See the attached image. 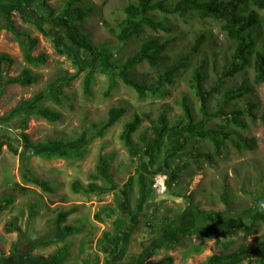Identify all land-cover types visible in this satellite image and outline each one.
<instances>
[{
    "label": "rangeland",
    "instance_id": "374dc122",
    "mask_svg": "<svg viewBox=\"0 0 264 264\" xmlns=\"http://www.w3.org/2000/svg\"><path fill=\"white\" fill-rule=\"evenodd\" d=\"M43 0H0V7L6 12H12L13 24L21 31L38 39V45L33 51L34 56L45 55L46 62L35 66L28 64L24 58L17 39L9 31L0 33V54L5 53L13 59V65L9 75L14 77L23 69H29L37 76V82L29 87L9 85L4 88L0 96V117L8 114L23 100L32 99L37 93L43 91L48 83L64 74L76 72L72 60L60 56L55 52L52 39L46 38L38 32L32 21L25 20L21 13L27 14L37 23H45L41 18ZM67 0H48V4L56 11L61 10ZM138 0H84L83 6L87 11V17L80 27L83 36L94 45L107 47L114 53V58L132 55L139 48L140 41L133 39L126 45L120 44L116 37L111 35L104 27V22L113 26L124 17L123 9L130 2ZM264 17V12H260ZM155 19H163L171 29L170 33L159 32L157 36H167L173 39L166 52L167 63L186 54L193 52L195 39L201 32H206L209 42L191 56L190 69L187 73L175 77L172 85H164V96H148L140 98L131 88L116 78V86L108 97L104 93L108 86V78L102 72L107 68L106 60H98L92 56L81 53V60L88 64L89 71L98 68L92 86V93L86 96L83 91V79L86 72L65 89L62 104L57 105L52 101H40L35 106L43 104L60 113L57 122H49L45 119L30 116L25 130L20 128V120L14 119L10 123L0 124V141L7 142L0 154V198L4 194H13L15 201L8 210L0 214V261L3 263L16 262L19 256L33 260L38 257L47 258L53 255L65 245L70 246V255L64 264H103L106 255L98 247L97 241L104 232L113 231V221L120 212L116 209V215H112L110 209L115 208L119 197L124 199L126 194L125 184L132 180L131 206L140 197L136 211L130 215L128 226L119 242V251L113 260V264H143L149 252H153V260H159L165 256H173L174 264H201L215 253H230L235 250L242 240L244 233L240 231L236 235H227L224 228L242 229L246 222L256 215L253 200L264 192V125L260 120L253 121L245 116L243 121L246 127H236L228 124L224 119H213L206 126L207 129L224 128L231 132L230 138L222 149V155L215 154V148L210 140L199 138L190 142L185 152L183 161H175L180 167L181 173L178 181L172 189L164 194H156L152 188L154 178L164 174V169L173 165L169 161L167 165L153 168L150 160H132L126 147L120 139L124 124L130 121L135 114L145 120L138 134L145 127L150 126L146 120L147 114L154 119L162 112H166L171 124L182 121L183 111L180 102L183 97L189 99L193 108L196 121L201 119L199 112V100L197 99L191 80L194 71L203 67L205 72L204 85L209 89L216 81L217 75L223 69L225 60H230L229 49L233 43L220 30V24L216 20H200L197 16L181 18L179 16H167L156 12L151 14ZM221 51L217 56L216 67L213 52ZM208 62L203 65V61ZM113 76L115 72L108 68ZM162 72L159 68H152L144 62L132 70V77L145 84L155 82ZM255 70L248 67L236 78L225 82L222 92L230 88H236L243 83L251 88L250 93L241 101H236L239 107L255 102L264 105V83L255 82ZM221 96H217L210 104L211 112L217 109V103ZM124 107L127 112L121 121L107 131L102 138H96L88 146V152L82 159H47L43 154L54 152L57 148L47 145L48 140H61L63 142L77 137L83 131H90L92 124H99L105 120L108 111L112 107ZM27 113V112H26ZM260 116V111L256 113ZM27 134L34 147L28 145L21 136ZM186 136V135H184ZM255 139L253 149H239L237 143L244 140ZM8 143L18 149L15 154ZM105 152L115 153L110 172L111 181L97 180L100 192L91 194L74 193L71 185L79 181L87 186L93 181L89 178L95 172L98 155L101 148ZM24 152L29 156V167L39 178L46 179L57 189L56 193L43 192L38 186L26 182L21 174L20 156ZM202 153L214 154V161L198 158ZM194 156V157H193ZM37 206L39 213L34 220H29L30 206ZM192 205L202 210L230 211L224 216L225 223L207 226L206 230L217 235L207 239L206 247L195 253L193 246L198 244L196 236L187 240L184 245L171 250L160 248L159 245L166 240V230L174 226H189L192 228L203 227L197 220L196 212ZM78 207V212L70 216L65 225L80 229V233L67 236L65 240L53 243L47 247L33 249V242L49 238L55 230V219L60 211ZM248 209V211H246ZM246 211V212H245ZM101 214V220L96 219V214ZM239 213L241 215H239ZM128 215V214H127ZM179 215L177 219L163 225L166 218ZM239 215V216H236ZM13 218L18 219V226L25 232L19 247L21 252L12 255L13 244L17 242V233H8L6 224ZM218 226V227H217ZM221 227V228H220ZM221 229V230H220ZM264 238V223L259 221L253 233L248 237L246 244L255 247ZM231 240L235 245L230 248L224 245ZM128 254V257H125ZM124 261V262H123ZM243 264H248L245 262Z\"/></svg>",
    "mask_w": 264,
    "mask_h": 264
},
{
    "label": "trees",
    "instance_id": "16d2710c",
    "mask_svg": "<svg viewBox=\"0 0 264 264\" xmlns=\"http://www.w3.org/2000/svg\"><path fill=\"white\" fill-rule=\"evenodd\" d=\"M83 2L84 0H67L64 7L56 11L49 6L48 0L41 1L40 6L43 13L41 18L45 21L44 24L37 23L27 14L21 13L25 20L32 21L40 34L52 39L53 47L58 55L72 60L76 67V72L60 75L48 83L47 87L37 93L34 98L21 101L8 114L0 117V124H7L14 119H19L20 128L25 130L30 116L45 119L49 122L59 121L61 117L59 112L43 104L37 106L35 104L40 101H52L57 105L62 104L65 89L69 88L84 72H86V75L83 79V91L86 96L91 95L95 79L94 74L98 71V68L89 71V65L81 60V53L94 57L96 61L106 60L107 68L102 69V72L108 78V86L104 93L105 97H108L115 88L116 78H119L125 86L134 90L140 98L151 95L164 96L165 93L162 91L164 85H172L175 77L188 72L191 56L205 46L209 39L206 32H201L195 39L194 53L181 56L170 64L167 63L166 52L173 39L156 35L161 31L171 32V29L162 18L157 20L151 16L152 13L159 12L167 16H179L181 18L194 15L203 21L216 20L220 24V30L225 33L226 37L233 43V46L229 49L230 60H225L223 69L219 72L216 81L209 89L204 85L205 72L203 67L194 71L191 86L199 100L201 119L196 121L189 99L183 97L179 103L183 111L182 121L171 124L165 111L156 119L151 114H147L146 120H148L150 126L145 127L143 132L138 134L137 140L134 138V134L139 131L145 122L142 116L135 114L130 121L124 124L120 139L126 147L130 158L132 160H143L147 157L153 168L162 167L167 165L169 161H174L173 165H169L168 168L164 169V174L167 176V191H169L172 189L173 184L178 181L181 173L180 167L175 164V161H183L186 155H193L191 152H185L191 141L196 138L210 140L214 145L215 154L217 156L222 155V149L230 138L231 132L224 128L207 129L206 126L210 121L218 118L224 119L229 125L232 124L243 128L247 126L245 121H243L244 117L247 116L253 121L260 120L264 125V105L260 108L258 103L250 101L247 105L239 107L236 102L241 101L250 93L251 88L246 83L222 92L227 80L236 78L240 73L246 71L248 67L254 68L256 72L255 82L264 83V17L260 14V12H264V0H138L137 2H130L124 7V17L117 22V25L113 26L104 22V27L111 35L116 37L120 44L126 45L135 38L140 41L138 50L132 55L118 58H114V53L106 46L100 48L82 35L80 27L87 17ZM3 30L11 32L17 39L23 58L28 64L40 66L46 62L47 57L45 55H33V51L38 45V39L31 37L30 34L21 32L13 24L12 12H6L0 7V33ZM220 54L221 51L213 52L215 67L216 58ZM144 62L148 63L152 68L162 70L157 80L151 84L141 83L131 75L132 70ZM207 62L208 60H204L203 65ZM13 63V59L9 55L0 54V96L4 88L9 85L16 84L22 87H29L37 82V76L32 74L29 69H23L17 76H10L9 71ZM108 68H111L116 76H113L108 71ZM217 96H221L220 101L217 103V109L211 112L210 104ZM258 111L261 113L260 116L256 114ZM126 112L127 110L124 107H112L108 111L105 120L99 124H92L91 132L83 131L77 137L65 142L48 140L47 145L54 146L57 149L54 152L43 154L44 157L47 159H82L87 154L88 146L92 141L96 138L104 137L108 130L121 121ZM21 136L28 145L35 146L29 140L27 134L22 132ZM255 142V139L244 140L241 143H237V147L239 149H253ZM4 145H7V142L0 141V154ZM8 145L15 154L18 153V149L11 143H8ZM115 155L113 152H105L102 147L98 155L95 172L89 175L93 182L83 186L79 181H74L71 185L72 191L76 194L84 193L87 195L100 192L96 181H111L112 173L110 170L115 160ZM198 158L213 162L214 154L199 153V155H196L195 160ZM20 169L26 182L38 186L43 192L56 193L57 189L52 186L51 182L39 178L31 171L29 156H25L24 152L20 156ZM132 180L133 178H131L129 183L125 184L126 194L124 199L121 200L117 197L115 199L117 201L116 207L110 209L112 215H116V209L120 212V215L113 221V231L104 232L97 241L98 247L106 255L103 264H113V260L119 251V242L128 226L129 217L136 211L137 204L140 202L139 197L135 200L132 208L130 198L133 186ZM14 201L15 196L13 194L2 195L0 198V214L8 210ZM253 202L256 215L253 219L246 222L242 229L236 227L224 228L225 225L222 226V229H226L227 235H236L240 231L244 233L237 248L230 253H215L201 264H243L245 262H248V264H264V238L255 247H250L246 244L256 224L259 221L264 223V192L255 197ZM192 208L196 212L197 220L204 226L201 228L189 226L170 227L166 230V240L159 245L160 248L171 250L184 245L187 240L196 236L198 244L193 246V251L200 253L206 247L207 239L217 235L214 232L207 231V226L209 224H224V216L227 212H230L227 210L219 212L207 211L195 205H192ZM36 209L37 206H30L28 222L38 217L39 213ZM76 212H78L77 206L60 211L54 222L55 230L53 233L49 234V238L33 242V249L50 246L53 243L65 240L67 236L80 233V229L65 225L67 219ZM239 215L241 214L239 213ZM95 217L102 221L100 212ZM178 217L179 215H175L172 218H166L162 224H168ZM6 231L8 233H17L18 240L13 244L12 255L19 254L21 252L19 242H21L25 232L18 226L17 218H13L6 224ZM235 243V241L231 240L224 246L230 248ZM69 255L70 246L65 245L47 258L38 257L33 260L31 255V259L19 256L16 262L3 263L0 261V264H64ZM152 258L153 252H149L143 264H174V257L171 255L159 260H153Z\"/></svg>",
    "mask_w": 264,
    "mask_h": 264
},
{
    "label": "built area",
    "instance_id": "2783aa9c",
    "mask_svg": "<svg viewBox=\"0 0 264 264\" xmlns=\"http://www.w3.org/2000/svg\"><path fill=\"white\" fill-rule=\"evenodd\" d=\"M167 176L159 174L154 178L152 188L156 194H164L167 191Z\"/></svg>",
    "mask_w": 264,
    "mask_h": 264
},
{
    "label": "crops",
    "instance_id": "0c3cea01",
    "mask_svg": "<svg viewBox=\"0 0 264 264\" xmlns=\"http://www.w3.org/2000/svg\"><path fill=\"white\" fill-rule=\"evenodd\" d=\"M125 257H127V258L129 259L128 254H127ZM123 262H124V261H123Z\"/></svg>",
    "mask_w": 264,
    "mask_h": 264
}]
</instances>
